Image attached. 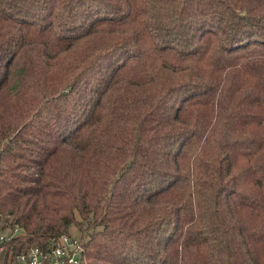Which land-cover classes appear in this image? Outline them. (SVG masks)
<instances>
[{
    "label": "trees",
    "instance_id": "obj_1",
    "mask_svg": "<svg viewBox=\"0 0 264 264\" xmlns=\"http://www.w3.org/2000/svg\"><path fill=\"white\" fill-rule=\"evenodd\" d=\"M0 229V264H264V0H0Z\"/></svg>",
    "mask_w": 264,
    "mask_h": 264
},
{
    "label": "built area",
    "instance_id": "obj_2",
    "mask_svg": "<svg viewBox=\"0 0 264 264\" xmlns=\"http://www.w3.org/2000/svg\"><path fill=\"white\" fill-rule=\"evenodd\" d=\"M5 238L8 234L0 229V253L4 250ZM80 250L77 237L63 233L47 249L32 246L16 254V259L19 264H75L79 261Z\"/></svg>",
    "mask_w": 264,
    "mask_h": 264
},
{
    "label": "rangeland",
    "instance_id": "obj_3",
    "mask_svg": "<svg viewBox=\"0 0 264 264\" xmlns=\"http://www.w3.org/2000/svg\"><path fill=\"white\" fill-rule=\"evenodd\" d=\"M69 230H70V233L74 236H78L79 234H80V230H79V227H78V225H77V223L76 222H74V223H72L71 225H70V228H69ZM20 264H23V263H20Z\"/></svg>",
    "mask_w": 264,
    "mask_h": 264
}]
</instances>
